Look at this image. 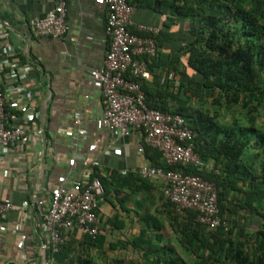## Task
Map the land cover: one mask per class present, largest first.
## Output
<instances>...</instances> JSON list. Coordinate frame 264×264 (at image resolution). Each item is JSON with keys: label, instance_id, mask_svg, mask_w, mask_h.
I'll use <instances>...</instances> for the list:
<instances>
[{"label": "crops", "instance_id": "1", "mask_svg": "<svg viewBox=\"0 0 264 264\" xmlns=\"http://www.w3.org/2000/svg\"><path fill=\"white\" fill-rule=\"evenodd\" d=\"M163 1L170 0L132 1L135 12L128 30L136 34L145 26L177 31L178 23L167 21L170 11ZM65 2L67 31L57 39L35 36L31 25L50 13L56 0H0V21L14 48L9 59L30 66L24 85L33 98L35 127L40 132L31 146L8 150L0 164V199L13 204L7 224L21 226L17 233L0 231V264H43L39 251L44 242L42 206L57 185L74 188V184L89 181L92 172L106 181L108 189L99 203L102 243L89 251L94 264H102L106 258L145 264L151 260L145 259L147 240L160 247L169 244L172 261L193 264L195 259L181 253L166 221L159 200L162 181L150 179L142 184L129 177L134 176L129 171L153 164L154 155L145 152L142 134L130 129L117 137L95 126L102 112V92L90 72L102 68L109 45L105 0ZM75 114H79L78 125ZM78 129L84 131L81 137H76ZM59 131L71 132L74 137ZM26 201L31 206L21 212ZM148 216L160 220L163 229H148L146 221H152ZM72 233L67 239L74 238L76 243L70 242V246L84 249L77 241L80 234ZM137 238L143 240L138 241L139 247L131 243ZM110 245L115 248L111 250Z\"/></svg>", "mask_w": 264, "mask_h": 264}, {"label": "trees", "instance_id": "2", "mask_svg": "<svg viewBox=\"0 0 264 264\" xmlns=\"http://www.w3.org/2000/svg\"><path fill=\"white\" fill-rule=\"evenodd\" d=\"M161 3L170 11L168 23L177 22L179 29L152 36L157 53L143 58L150 80L139 82L147 107L184 118L203 166L168 165L155 149L144 145V150L154 155L153 167L213 183L219 215L228 226L208 228L191 210L176 214L160 194L166 221L181 253L195 259L193 264H264V0ZM90 177L99 178L104 196L106 181L96 172ZM148 218L152 219L146 221L148 229H163L160 220ZM78 233L84 249L72 248L76 240L66 239L48 264H94L89 251L101 246L100 234L91 238ZM140 240L131 243L139 247ZM146 244L145 259L151 262L145 264H185L170 259L169 244L160 247L149 240ZM102 264L124 263L106 258Z\"/></svg>", "mask_w": 264, "mask_h": 264}, {"label": "built area", "instance_id": "3", "mask_svg": "<svg viewBox=\"0 0 264 264\" xmlns=\"http://www.w3.org/2000/svg\"><path fill=\"white\" fill-rule=\"evenodd\" d=\"M56 1L50 13L31 23L35 36L58 39L66 33V2ZM105 6V32L109 45L102 68L90 72L102 92V112L96 120V128L107 130L117 137L135 129L142 134L144 144L158 151L166 164L203 166L193 151V134L184 118L151 109L145 103L139 81L147 80L150 73L143 58L156 55L152 36H156L159 30L141 26L139 32L145 33V36L128 30L135 12L130 0H105ZM8 38V32L0 21V164L8 150L31 146L40 133L35 127L33 98L24 85L30 66L10 61L14 48ZM174 86H178L177 81ZM74 116V123L78 125L79 114ZM58 134L74 137L71 132L59 131ZM83 134L84 131L78 129L76 137ZM129 172L141 179L161 180V194L173 205L176 214L191 210L197 214L196 220L200 224L212 229L220 226L227 229V223L219 215L213 183L153 166H143ZM102 194L103 187L97 177L82 185L74 184V188L61 183L50 191L42 206L41 238L44 242L39 251L42 260L46 253L43 264L52 260L65 244L67 235L74 230L91 238L101 233L98 212ZM29 206L28 201L24 202L21 212ZM12 209L11 201L0 199V231L17 233L21 230L18 224H7V216ZM16 246L19 250V242Z\"/></svg>", "mask_w": 264, "mask_h": 264}, {"label": "water", "instance_id": "4", "mask_svg": "<svg viewBox=\"0 0 264 264\" xmlns=\"http://www.w3.org/2000/svg\"><path fill=\"white\" fill-rule=\"evenodd\" d=\"M45 256H46V253L43 254V262L46 261V259H45L46 257ZM5 264H17V263L14 262V261H9V262H6Z\"/></svg>", "mask_w": 264, "mask_h": 264}]
</instances>
